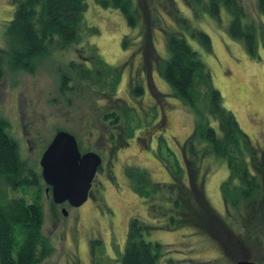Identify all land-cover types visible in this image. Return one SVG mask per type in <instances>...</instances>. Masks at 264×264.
Listing matches in <instances>:
<instances>
[{
    "label": "rangeland",
    "instance_id": "rangeland-1",
    "mask_svg": "<svg viewBox=\"0 0 264 264\" xmlns=\"http://www.w3.org/2000/svg\"><path fill=\"white\" fill-rule=\"evenodd\" d=\"M240 1L249 13V20L264 28L258 0ZM135 2L138 5L135 28L120 10L105 9L94 0H87L79 44L52 50L48 57L37 61L33 74L16 71L3 63L0 115L10 122V132L19 142L30 169H38L44 151L61 130L78 136L84 146L92 143V150L104 157L91 199L79 208L67 206V216L62 213V207H57L53 216V201L42 193L43 231L54 249L43 264H122L130 221L139 218L153 226L165 221L150 216L148 202L132 190L125 170L135 166L148 171L154 183H169L170 174L155 156L158 140L165 137L182 159L181 146L194 131L195 116L174 95L159 73L157 63L146 60L144 53L149 48L146 36H151L160 59L168 60L166 34L181 33L211 72L224 107L233 113L253 144L258 149L264 148V48L260 32L257 57H251L244 44L230 36L228 12L222 8L221 19H214L209 0ZM16 4L14 0H0V58H5L4 35L14 18ZM180 18L186 19L187 27ZM194 31L205 32L210 37L211 51L192 38ZM93 49L106 64L121 71L122 81L115 98L74 77L72 64L79 67L86 62L91 67ZM63 76L69 79L64 94ZM137 85L142 87V95L133 93ZM127 108L134 110L130 112L135 121L140 120L135 136L129 140L122 120L117 125L112 117L115 112L123 115ZM111 133L114 137L121 136L116 149L109 147L106 136ZM210 162L211 169L205 179L206 195L238 242H230L226 249L193 227L153 229L145 239L162 245L160 264L170 260L176 264H236L243 260L264 264V217L244 220L239 212L245 214L247 205L227 214L221 185L229 177V170L225 162L214 158ZM260 176L263 181L264 176ZM33 193L31 188L27 194L18 189L8 191L7 196L25 197L32 203ZM18 240L21 242L22 238ZM93 241H101V252L97 246L93 254Z\"/></svg>",
    "mask_w": 264,
    "mask_h": 264
},
{
    "label": "trees",
    "instance_id": "trees-1",
    "mask_svg": "<svg viewBox=\"0 0 264 264\" xmlns=\"http://www.w3.org/2000/svg\"><path fill=\"white\" fill-rule=\"evenodd\" d=\"M94 1L102 8L120 10L129 25L136 27L138 5L135 0ZM14 2L17 3L15 15L4 35L5 58H0V78L4 75L3 63L16 71L33 74L37 61L48 57L52 50L67 49L82 41L87 0ZM222 8L230 17V36L241 41L251 57H257L258 32L264 48V28L256 27L249 20V13L240 0H209V11L214 19H221ZM258 11L264 16V0H258ZM179 21L187 27L186 19L180 18ZM90 30L96 32L95 28ZM166 35L168 60L160 59L150 35L146 36L149 48L144 55L148 62L154 60L157 63L159 73L173 89L174 95L194 113L195 126L181 146L182 159L170 148L165 137L158 140L155 156L170 174L169 183L156 184L148 171L135 166L126 168L130 186L148 202L150 216L165 221H159L163 222L162 225L153 226L133 218L122 264H160L162 245L145 239L153 229L193 227L226 249L230 242H238L233 230L211 206L206 195L205 179L211 169L212 158L225 162L229 170V177L221 185L227 214L234 210L238 212L247 205L245 214L239 212L244 220L264 217V180L260 176H264V148L258 149L253 144L233 113L224 107L211 72L186 38L176 32ZM192 38L199 41L205 50L211 51V39L205 32L194 31ZM92 60L91 67L86 62L79 67L73 63L74 77L99 93L115 98L122 81L121 71L106 64L96 51ZM61 81V92L64 93L69 79L63 76ZM141 88L140 85L135 87V96L143 94ZM130 110L127 108L123 115L115 112L112 116L117 125L122 120L127 140L135 136L140 124L139 118L135 121ZM10 128V122L0 115V264H43L52 256L54 249L43 231L45 209L41 195L34 192L32 203L25 197L7 196L8 191L18 189L27 194L31 186L36 185L33 172H30ZM56 210L57 206L52 203L53 216L57 214ZM97 246L101 252V241H93V254ZM167 264L176 262L170 260Z\"/></svg>",
    "mask_w": 264,
    "mask_h": 264
},
{
    "label": "water",
    "instance_id": "water-1",
    "mask_svg": "<svg viewBox=\"0 0 264 264\" xmlns=\"http://www.w3.org/2000/svg\"><path fill=\"white\" fill-rule=\"evenodd\" d=\"M40 164L43 179L52 189L53 203H68L73 208H79L89 200L90 190L103 165V159L94 151L82 154L76 137L61 130L55 134ZM62 213L68 215L66 209ZM236 264L256 263L243 260Z\"/></svg>",
    "mask_w": 264,
    "mask_h": 264
},
{
    "label": "flooded vegetation",
    "instance_id": "flooded-vegetation-1",
    "mask_svg": "<svg viewBox=\"0 0 264 264\" xmlns=\"http://www.w3.org/2000/svg\"><path fill=\"white\" fill-rule=\"evenodd\" d=\"M64 94V93H63ZM68 132V131H67ZM71 133V132H70ZM71 134H73V133H71ZM75 137H76V139H77V142H78V146H79V150H80V152L82 153V154H85V153H88V152H92V151H94V150H92V143H90L89 144V146H84V143L82 142V140L80 139V138H78V136H76L75 134H73ZM112 135V136H111ZM111 135H109V137H108V135L106 136L107 137V139L109 140V142H110V144H109V147L112 149H116V147H117V145H118V139L119 138H121V136H117V135H115V137H114V135H113V133H111ZM111 137V138H110ZM119 137V138H118ZM52 142V141H51ZM91 145V146H90ZM49 146V145H48ZM47 146V147H48ZM47 149V148H46ZM46 151V150H45ZM44 151V152H45ZM106 151H109V150H106ZM111 151V150H110ZM116 150H114V152H115ZM94 152H96V151H94ZM97 153V152H96ZM111 154H112V152H110ZM44 154V153H43ZM99 154V153H98ZM43 156V155H42ZM100 156L102 157V159H103V165H102V167L99 169V171H98V173L97 174H99V172L103 169V166H104V157L100 154ZM42 158V157H41ZM40 161H41V159H40ZM30 172L34 175V177H35V183H36V185L35 186H31V190L33 189L34 191L33 192H35L36 193V195L38 194V195H42V193L44 192L46 195H47V197H49V198H51V200H52V197H51V194H52V189L45 183V181H44V179H43V175H42V167H41V164H40V162H39V167H38V169L36 170V169H34V168H32V169H30ZM32 175V176H33ZM97 177V176H96ZM96 179V178H95ZM94 182H95V180H94ZM94 182H93V186H92V188H91V190H90V194H89V200L91 199V197H92V190H93V188H94ZM56 205V204H55ZM57 207H62V209H66V207L67 206H69V207H71L68 203H64L63 205H56ZM73 208V207H72ZM73 209H75V208H73Z\"/></svg>",
    "mask_w": 264,
    "mask_h": 264
}]
</instances>
